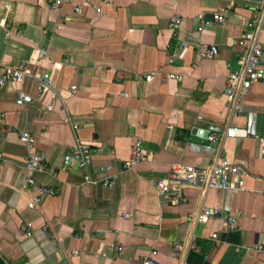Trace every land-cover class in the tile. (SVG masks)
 Segmentation results:
<instances>
[{
    "label": "crops",
    "instance_id": "obj_1",
    "mask_svg": "<svg viewBox=\"0 0 264 264\" xmlns=\"http://www.w3.org/2000/svg\"><path fill=\"white\" fill-rule=\"evenodd\" d=\"M263 1L66 0L53 9L50 0H0V79L24 62L53 81L40 89L28 75L0 86V264H264V30L260 79L238 114L225 92ZM221 8L226 21L207 23ZM201 43L215 56L195 66ZM172 72L179 77L165 78ZM229 126L248 135L221 138ZM22 132L47 157L37 185L55 189L35 208ZM136 138L146 157L125 169ZM78 142L90 145L87 170L65 160ZM219 152L245 170L242 189L184 184L179 203L158 195L173 163L206 166ZM87 171L110 185L84 182ZM203 206L222 213L201 222ZM226 215L238 216L234 228Z\"/></svg>",
    "mask_w": 264,
    "mask_h": 264
},
{
    "label": "built area",
    "instance_id": "obj_2",
    "mask_svg": "<svg viewBox=\"0 0 264 264\" xmlns=\"http://www.w3.org/2000/svg\"><path fill=\"white\" fill-rule=\"evenodd\" d=\"M66 0H50L51 7L53 9H59V7ZM228 6L227 8H229ZM100 10V8H98ZM75 12L82 11V5H74ZM226 8H221L220 10L213 13L212 21L217 23H223L226 21ZM264 1L261 7L254 11L253 16L247 21V29L241 35L238 43L243 46L244 50L239 55V68L231 71L227 75L226 82V96H227V107L232 115L238 114L243 108V99L250 92L251 87L254 83L260 79V69L259 63L263 53V42L261 41L260 33L264 30ZM2 20L0 14V22ZM182 22V16L175 13L169 17V25L173 29H178ZM203 29V26L200 27ZM186 43H182L184 47ZM215 48L201 43L198 48L197 59L195 66L205 60L210 59L215 56ZM40 56L46 54L45 49H40L38 51ZM171 61L174 60V55L170 58ZM152 73H144L143 76L149 77L153 75ZM39 77L40 89L46 87H52L53 81L48 77H41L38 73L30 72L24 62L18 65L7 66L5 74L0 79V86H3L9 78H15L19 81L24 79L26 76ZM178 73H169L165 78H178ZM55 95V94H54ZM52 105L49 104L47 108H51ZM248 131L242 127L229 126L226 130L221 133L220 137H236V136H247ZM210 140H218V135L213 133L208 137ZM20 140L23 141L29 148L28 159L26 163V168L28 170L27 185L30 187H36L37 191L32 196L29 207L35 208L39 206L43 197L48 194L55 193L53 187L47 185H37L35 174L37 172H42L47 169V157L44 152L36 149L35 139L33 135L29 132H22L20 135ZM1 156V155H0ZM146 157V153L141 146L140 138H136L132 143V154L129 159L124 162V168L129 169L140 163ZM65 160L68 163L76 164L81 168L88 169L91 165L92 158L90 152V145L86 142H78L73 150L65 155ZM107 169L111 168V165L106 166ZM244 176L245 170L243 167L237 163L230 161L224 153L216 154L212 161L206 166H195L192 164H186L182 162H175L171 165L167 178L159 179L156 183V190L158 195L166 200L173 203H179L186 200V196L183 190L184 184H190L195 186H200L203 189H208L211 187H218L224 189H242L244 186ZM84 182L86 183H99L103 185H110L109 177L104 180L94 179L91 174L87 171L84 174ZM222 213L219 208L206 207L203 206L201 212L198 215V220L201 222H207L210 217ZM226 222L230 228H234L238 223L237 215H226ZM26 234H32V225L27 223L21 226ZM212 237L214 239L218 238L217 233H213ZM194 245L191 244L190 247ZM177 249L181 248L180 244L176 245ZM262 248V245H259ZM77 252V251H75ZM153 251L152 254H156ZM152 258L149 256L145 258L144 264H152Z\"/></svg>",
    "mask_w": 264,
    "mask_h": 264
}]
</instances>
